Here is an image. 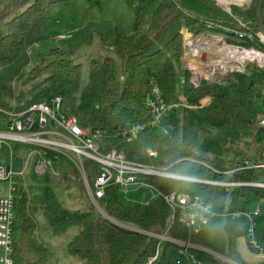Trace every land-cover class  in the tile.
I'll return each mask as SVG.
<instances>
[{"label": "trees", "instance_id": "obj_1", "mask_svg": "<svg viewBox=\"0 0 264 264\" xmlns=\"http://www.w3.org/2000/svg\"><path fill=\"white\" fill-rule=\"evenodd\" d=\"M69 1L72 0H13L0 10V65L6 69L0 73V106L22 110L37 101L61 96L64 106L77 117L83 129L99 130L111 136L152 118L145 97L151 89V82L155 81L165 101L183 102L189 107L176 108L164 116L162 124L169 130L168 134L153 129L140 134L131 144L116 145L117 148L129 147L131 150L126 154L129 159L148 162L146 150L151 147L157 151L154 158L157 165L186 177L264 183V169L250 166L263 158L264 132L257 126L261 111L257 110L255 99L264 89V69L250 65L251 70L248 66L244 72L216 75L214 80L202 78L197 87L187 89L192 73L184 68L181 34L185 29L199 35L211 30L212 24L220 25L224 29L213 28L212 31L226 34L233 43L264 50L257 37L252 41L238 39L225 29L236 27L264 33V0H251L245 8L232 6L233 15L242 18L245 27L240 26L216 0H123L135 14L134 33L123 35L109 31L100 34L101 43L111 46L116 56L93 58L84 87H81L83 66L77 62V51L55 48L35 54L36 65L21 82L25 90L16 91L14 81L32 61L29 50L46 40L42 31L46 9ZM93 1L101 6L105 0ZM203 99L209 101L201 107ZM192 123H204L221 130L240 129L247 134L255 129L262 134V142L255 156L227 167L217 155L209 158L189 147L190 134L183 133V127ZM105 139L114 141L112 137L104 138V142ZM137 147L144 150L139 156L131 152ZM213 151L216 154V149ZM47 155L54 167L64 158L53 151ZM84 165L90 184H94L100 164L85 160ZM230 170L233 172L226 173ZM45 177L49 182V176ZM143 180L158 192L178 190L199 195L213 206L218 216L203 226L197 235H191L178 222L167 231L170 208L162 197L155 196L140 209H135L124 204L117 195L120 188L111 185L98 201L105 215L98 209L69 211L61 206L50 186L42 189L40 198H30L21 178L17 177L12 264H53L52 249L45 244L41 234H37L39 212L54 235L79 227V232L66 244V252L84 264H147L158 247L159 256L153 264H176L178 246L161 241L153 234L167 232L170 237L214 249V230L226 235L227 252L224 255L245 264L237 240L246 238L247 220L242 215L233 214L248 210L253 197L264 200L263 187H224L156 176ZM79 183L85 190L80 176ZM262 215L264 217V213ZM113 220L135 229L118 225ZM258 238L264 246V230ZM192 251L203 261L231 264L210 253Z\"/></svg>", "mask_w": 264, "mask_h": 264}, {"label": "built area", "instance_id": "obj_2", "mask_svg": "<svg viewBox=\"0 0 264 264\" xmlns=\"http://www.w3.org/2000/svg\"><path fill=\"white\" fill-rule=\"evenodd\" d=\"M216 1L219 6L234 17L240 26L245 27L242 18L233 15L232 6L245 8L251 0L232 1L228 4L220 2L221 0ZM210 28L211 30L199 35L185 29L181 31L184 68L192 73L190 82L195 87L199 85L202 78L214 80L216 75H227L235 71L244 72L250 65L264 69V50L255 46L246 47L233 43L228 40L226 34L212 31L213 28L224 29V26L212 24ZM225 29L237 36L238 39L244 40L246 38L252 41L257 37L258 41L264 45V33L262 31L254 33L236 27ZM191 62L199 65L203 71H195ZM260 94L264 97V89ZM202 101L201 107L207 104ZM145 104L152 113L150 120L126 127L118 134L111 136L99 130L90 132L83 129L79 125L77 117L64 106L61 96L37 101L22 110L7 109L0 106V147L7 144L11 149L10 164L0 163V181L7 183L6 193L0 194V264H12L16 178L22 179L25 174L24 171L31 166L32 159L34 161V174L37 177L45 176L53 165L52 160L47 155L49 151L69 158L82 179L90 198L98 205L99 210L101 208L98 201L104 196L106 188L111 185H117L125 193H128L130 187H147L154 190L155 196L162 197L170 208V225L167 231L173 223L178 222L186 227L191 235H197L203 226L218 216V213L210 203L199 195L178 190L158 192L143 180L145 177L182 179L224 187L247 185L264 188L263 182H219L182 176L157 164L129 159L124 150L111 147L109 143L103 147L104 138L112 137V140L119 144H131L140 134L153 129H160L164 134H168L169 130L162 124L164 116L176 108L189 107L183 102L165 101L162 90L155 81L151 82V89L145 97ZM257 126L264 132V112L258 114ZM12 141L24 144L25 150L28 152L25 158L21 157L22 169L19 172L13 170V161L17 155L11 145ZM146 155L148 158H156L157 151L150 147L146 150ZM85 160L100 164V172L94 184H90L88 180L84 165ZM250 166L264 169V151L263 158ZM232 172L233 170H230L226 173ZM260 202H264V200L260 199ZM233 215H242L246 218V239L255 252L264 254V246L261 245L256 233L257 217L262 215L260 208L258 206L254 209L248 208L246 211ZM153 235L161 241H168L178 246L179 256L176 259V264H205L192 250L217 255L224 261L238 264L229 257L219 255L190 240L170 237L167 232L163 235ZM159 252L158 247L156 254L149 258L147 264H153L158 259Z\"/></svg>", "mask_w": 264, "mask_h": 264}, {"label": "rangeland", "instance_id": "obj_3", "mask_svg": "<svg viewBox=\"0 0 264 264\" xmlns=\"http://www.w3.org/2000/svg\"><path fill=\"white\" fill-rule=\"evenodd\" d=\"M12 2L13 0H0V10ZM134 23L135 14L131 7L123 0H105L101 6L93 0H72L49 6L46 9L44 25L42 27L46 40L42 45L29 50L32 61L22 69L21 76L14 81L16 91L25 90L26 87H23L21 82L36 65V62H34L35 54L39 51L46 52L55 48H70L77 51V62H80L83 66L81 87H84L88 82L89 63L93 58L116 56L111 46L101 43L100 34L112 31L113 33L129 35L134 33ZM1 30L2 26L0 24ZM186 62L188 63V60ZM191 66L195 71H203L199 65L193 62H191ZM4 69L0 65V73ZM248 70H251V66L248 67ZM208 101L209 99H203L202 102L208 103ZM255 106L258 111L264 112V97L261 94H257ZM183 128V133L190 134L189 147L194 152L209 158L217 155L225 162L224 166L227 167H230L233 162L255 156L262 142V134L258 133L255 129L247 134L240 129H214L204 123L187 124V127ZM108 143L111 147L121 145L115 140L110 141L109 139H105V142L102 141L103 147ZM11 145L16 150L15 154L18 157L25 158L27 156L28 152L25 150L24 144L12 141ZM214 149L217 151L216 154L213 151ZM123 150L128 154L131 149L125 147ZM131 152L135 156H139L144 150L141 147H137L132 149ZM10 153L11 149L7 144L1 145L0 163L9 165ZM63 157L61 164L56 167L52 165L46 174L50 178L49 182L46 181L45 176L37 177L34 174V161L32 159L31 166L24 171L25 174L20 181L27 190L29 197L40 198L43 194L42 189L47 185L52 188L63 208L69 211L97 210L98 205L92 201L88 192L85 191L86 189L84 190L80 185L79 175L73 164L67 156ZM148 162L156 164L154 158H148ZM6 188L7 183L0 181V194L6 193ZM155 194L154 190L147 187H130L128 193L123 192L121 189L117 193L118 198L124 204L131 205L135 209H140L143 204L153 199ZM257 206L263 214L264 202H260L259 198L253 197L249 208L254 209ZM99 212L105 215L102 210H99ZM37 219L39 222L37 234H41L45 244L52 249L55 256L53 264H84L82 260L71 257L66 252V244L79 232V227H71L65 233L57 236L52 234L44 216L40 212ZM116 223L123 227L135 229L132 226L123 225L119 222ZM263 230L264 217L261 215L257 217L256 233L258 237ZM219 231L214 230L215 248L209 250L219 255H224L227 252V239L225 233ZM247 243L245 237H240L237 240V247L245 264H264V254L250 250ZM204 262L205 264H212Z\"/></svg>", "mask_w": 264, "mask_h": 264}, {"label": "water", "instance_id": "obj_4", "mask_svg": "<svg viewBox=\"0 0 264 264\" xmlns=\"http://www.w3.org/2000/svg\"><path fill=\"white\" fill-rule=\"evenodd\" d=\"M193 83L192 82H189L188 85H187V89H193ZM22 169V159L21 157H15L14 158V161H13V170L16 171V172H19L21 171Z\"/></svg>", "mask_w": 264, "mask_h": 264}, {"label": "bare ground", "instance_id": "obj_5", "mask_svg": "<svg viewBox=\"0 0 264 264\" xmlns=\"http://www.w3.org/2000/svg\"><path fill=\"white\" fill-rule=\"evenodd\" d=\"M232 1L243 2L244 0H222V2L225 3V4H228V3L232 2Z\"/></svg>", "mask_w": 264, "mask_h": 264}, {"label": "crops", "instance_id": "obj_6", "mask_svg": "<svg viewBox=\"0 0 264 264\" xmlns=\"http://www.w3.org/2000/svg\"><path fill=\"white\" fill-rule=\"evenodd\" d=\"M63 36V35H62Z\"/></svg>", "mask_w": 264, "mask_h": 264}]
</instances>
